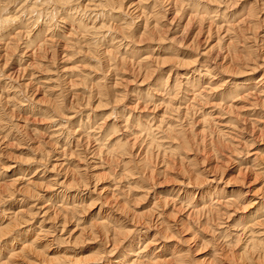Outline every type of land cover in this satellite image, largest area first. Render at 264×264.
<instances>
[{"label": "rangeland", "instance_id": "1", "mask_svg": "<svg viewBox=\"0 0 264 264\" xmlns=\"http://www.w3.org/2000/svg\"><path fill=\"white\" fill-rule=\"evenodd\" d=\"M24 1L0 0V264H264V0H112L91 46Z\"/></svg>", "mask_w": 264, "mask_h": 264}, {"label": "bare ground", "instance_id": "2", "mask_svg": "<svg viewBox=\"0 0 264 264\" xmlns=\"http://www.w3.org/2000/svg\"><path fill=\"white\" fill-rule=\"evenodd\" d=\"M7 1V0H6ZM72 0H26V1H24L23 2V6H25V8H21V9H28V8H31V10L29 11H27V13L31 16V15H33V16H35L36 17V19H40L41 20V24H43V22H47V20H49V21H51V20H53V18L57 15V14H55V13H57L58 12V10L59 9H63V8H68V11H69V9H73L74 10V12L75 13H78V12H80V13H84V15H85V17H87V19L88 20H90V28H88L89 26L87 25V27L85 28V31H83L86 35H89V36H91L90 38L92 39V42H90L89 44H90V46L91 45H96V41H95V39H98L97 37H98V35H102L101 37L102 38H105L106 36H107V33L109 34V30H108V28H109V26H106V24H104V21H105V19H103V12L104 11H106L107 9H106V7H109L111 4H112V0H89V2H90V4L92 3V5L91 6H88V7H90V8H88V7H86V4L84 5V6H82V5H80V4H76V6L75 7H73L72 8V6H69L70 5V2H71ZM141 1H145V0H139L138 2H136V3H138L137 5H135L136 7H135V9L136 8H139V5H140V3H141ZM149 1V0H148ZM185 1V0H184ZM186 1H191V0H186ZM185 1V2H186ZM2 2V1H1ZM27 2H31L30 3V7H29V5L28 4H26ZM85 2V1H84ZM114 2V1H113ZM154 2H157L156 0L154 1ZM7 3V2H6ZM131 3H133V2H131ZM25 4V5H24ZM87 4H88V2H87ZM89 4V5H90ZM154 4V3H153ZM186 4V3H185ZM184 4V5H185ZM118 5V4H117ZM125 5V4H124ZM161 5V4H160ZM159 5V6H160ZM197 5V4H196ZM254 5V4H253ZM22 6V7H23ZM141 6V5H140ZM155 6V5H154ZM186 6V5H185ZM129 7H131L130 5H129ZM134 7V6H133ZM194 7H197V6H194ZM193 7V8H194ZM143 8V7H142ZM200 8L201 7H199V10H200ZM1 9V8H0ZM20 9V10H21ZM114 9H116V11L118 12V10H122V7H121V5H118V6H116L115 5V8H114V5L112 6V8L109 10V11H113ZM2 10V9H1ZM0 10V12H2ZM197 10H198V7H197ZM24 12V10H21V12ZM108 11V10H107ZM140 11V10H139ZM194 11V10H193ZM218 11V10H217ZM258 11V10H257ZM26 12V11H25ZM24 12V13H25ZM64 12H65V9H64ZM127 11L125 10V13H126ZM195 12H197V11H195ZM214 12H216V11H214ZM58 13H61V11L60 12H58ZM66 14H68L67 12H65ZM124 13V14H125ZM141 13V12H140ZM205 13V12H204ZM244 13V12H243ZM21 14V13H20ZM23 14V13H22ZM109 14V15H108ZM107 15L108 16H110V12L108 13ZM144 14V13H143ZM24 15V14H23ZM77 15V14H76ZM82 15V14H81ZM145 15V14H144ZM192 15H194V14H192ZM2 16V15H1ZM61 16H62V14H61ZM69 16V15H68ZM79 16V15H78ZM106 16V15H105ZM124 16H127L126 14L124 15ZM156 16V15H155ZM53 17V18H52ZM82 17V16H81ZM131 17V16H130ZM132 17H133V15H132ZM2 17H0V19H1ZM15 18V17H14ZM78 18V17H77ZM84 18V17H83ZM109 18V17H108ZM134 18V17H133ZM192 18V17H191ZM55 19V18H54ZM70 19H72L71 17H70ZM120 19V18H119ZM124 19H125V17H124ZM129 19V18H128ZM13 19L12 18H10V17H5V18H3V19H1V22L2 23H8L7 25H9L10 27L11 26H13L11 23L13 22V23H15L14 21H12ZM33 20V19H32ZM74 21H75V19H73ZM100 20L101 21H103V22H100ZM122 20V19H121ZM37 21V20H36ZM35 21V22H36ZM43 21V22H42ZM54 21V20H53ZM77 21V20H76ZM123 21V20H122ZM38 22V21H37ZM96 22H100L99 24V26L98 27H96ZM2 23H0V25L2 24ZM50 23V22H49ZM45 24V23H44ZM47 24V23H46ZM77 24L79 25V23L77 22ZM80 24H81V22H80ZM191 24V23H190ZM36 25V24H35ZM132 25V23H131V19H130V22H124V24L122 25L121 24V27H120V30L118 31L119 32V38L121 39V40H119V41H117V42H119L120 43V41H124L125 40V38H126V36H127V33H128V30H129V27ZM3 26V25H2ZM6 26V25H5ZM9 26H7V27H9ZM44 26H46V25H44ZM15 27V26H14ZM79 27V26H78ZM141 27H142V25H141ZM2 28V27H1ZM143 28V27H142ZM4 29V28H3ZM131 29V28H130ZM1 30V29H0ZM2 31V30H1ZM0 31V32H1ZM81 31V30H80ZM112 32H110V34H111ZM207 33V32H206ZM109 34V35H110ZM117 34V33H116ZM38 36V34L36 35V37ZM116 36V35H115ZM117 36V37H118ZM117 37H114V36H111V38H110V41H114V40H117L118 38ZM197 37V36H196ZM194 38V37H193ZM91 39H90V41H91ZM151 40V39H150ZM29 43V42H28ZM31 44V43H30ZM88 44V45H89ZM121 45V44H120ZM129 45V44H128ZM94 50V49H93ZM155 52V51H154ZM108 53V52H107ZM108 54H110V53H108ZM196 62H198V61H196ZM203 63V62H202ZM199 64H200V62H199ZM198 64V65H199ZM202 65V64H201ZM200 65V66H201ZM204 65H205V63H204ZM207 66V65H206ZM199 67V66H198ZM197 67V68H198ZM202 67H204L203 65H202ZM208 67H209V65H208ZM193 70H192V72L194 73V75L196 74V75H198V77L199 76H201V77H203V76H210L209 75V71H206L207 69H206V67H205V69L206 70H204V71H202L201 70V72H204V74H201V72H200V68L197 70L195 67H191ZM149 71V70H148ZM147 72V71H146ZM211 72V71H210ZM186 74V73H185ZM227 74V73H226ZM180 75V74H179ZM196 75L193 77V79L196 77ZM188 76V75H187ZM193 76V75H192ZM177 77H178V74H177ZM183 77V76H182ZM212 77V76H211ZM177 79V78H176ZM195 79H197V78H195ZM211 79V78H210ZM181 80V79H180ZM261 80V79H260ZM169 81V80H168ZM178 81V80H177ZM199 81V80H198ZM253 81H255V80H253ZM179 82V81H178ZM193 82V81H192ZM226 82H228V81H226ZM252 82V81H251ZM257 82V81H256ZM180 83H181V81H180ZM186 83V82H185ZM199 83V82H198ZM200 83H201V81H200ZM255 83V82H254ZM232 84V83H231ZM253 84V83H252ZM256 84H258V83H255V85ZM176 85H177V83H176ZM175 85V86H176ZM196 85H197V83H196ZM228 85V84H227ZM254 85V86H255ZM174 86V87H175ZM184 86H185V84H184ZM177 87V86H176ZM180 87V86H179ZM195 87V86H194ZM233 87V86H232ZM184 88V87H183ZM235 88V87H234ZM245 88V87H244ZM255 88V87H254ZM148 89V88H147ZM189 89H191V88H189ZM176 90V89H175ZM237 90H240V88L239 89H237ZM192 91V90H191ZM195 91V90H194ZM235 91V90H234ZM183 92V91H182ZM189 92V91H188ZM193 92V91H192ZM200 92V91H199ZM246 92V91H245ZM248 92V91H247ZM185 93H187V92H185V90H184V94ZM231 93V92H230ZM235 93V92H234ZM93 94V93H92ZM200 94V93H199ZM240 94V93H239ZM238 94V95H239ZM197 95V94H196ZM195 95V96H196ZM233 95V94H232ZM237 95V94H236ZM99 96V95H98ZM234 96H232V98H233ZM237 97V96H236ZM187 98V97H186ZM185 98V99H186ZM191 98H192V96H191ZM264 98V97H263ZM182 99V98H181ZM184 99V98H183ZM189 99H190V97H189ZM188 99V100H189ZM207 99V98H206ZM222 100V99H221ZM184 101H182L180 104H182ZM188 102V101H187ZM227 103V102H226ZM250 105V104H249ZM254 105V104H253ZM233 107V106H232ZM178 108V107H177ZM229 108V107H228ZM172 109V108H171ZM176 109V108H175ZM251 109V108H250ZM226 111V110H225ZM57 114V113H56ZM241 115V114H240ZM244 115V114H243ZM227 117V116H226ZM166 119V118H165ZM174 119V118H173ZM151 120V119H150ZM158 121V120H157ZM156 121V122H157ZM165 121V120H164ZM163 121V122H164ZM175 121H176V119H175ZM148 121H146V123H147ZM153 123H154V121H153ZM150 124H152V122H150ZM165 124H166V122H165ZM164 124V125H165ZM232 124V123H231ZM145 125V127L148 125H146V124H144ZM167 125V124H166ZM178 125V124H177ZM168 127L170 126V125H167ZM172 126V125H171ZM148 127L150 128V125H148ZM153 127L154 128H152L153 130H155V131H157V132H159L158 134H160V129H162L161 127H162V122L160 121H158V123H157V125L155 124H153ZM148 128V129H149ZM178 128V127H177ZM181 128V127H180ZM264 129V128H263ZM147 130V129H146ZM163 130H164V128H163ZM162 130V131H163ZM169 130V129H168ZM61 131V130H60ZM150 132H152V131H150ZM69 133V132H68ZM161 134H162V132H161ZM152 135V134H151ZM147 136H148V134H147ZM157 137V136H156ZM157 140V139H156ZM158 142V141H157ZM126 144V143H125ZM162 146V145H161ZM124 151V150H123ZM82 156V155H81ZM54 175V174H53ZM59 177V176H58ZM54 181V180H53ZM57 181V180H56ZM52 183V182H51ZM58 183V182H57ZM56 183V184H57ZM59 183H61V182H59ZM59 185V184H58ZM73 189V188H72ZM31 190V189H30ZM83 193V192H82ZM254 195V194H253ZM240 197H241V195H239ZM74 197V196H73ZM81 199V198H80ZM211 199V198H210ZM209 199V200H210ZM231 200V199H230ZM229 202V201H228ZM77 204V203H76ZM198 211V210H197ZM60 226V225H59ZM6 227V226H5ZM42 231V230H41ZM42 235V234H41ZM53 236V235H52ZM164 237V236H163ZM172 237V236H171ZM40 240V239H39ZM42 241V240H41ZM72 246V245H71ZM72 249V248H71ZM189 250V249H188ZM134 253H135V251H134ZM138 253V252H137ZM15 254V253H14ZM40 256V255H39ZM176 259V258H175ZM66 261V260H65ZM36 262V261H35ZM37 262H38V260H37ZM118 262V261H117ZM33 263V262H32ZM39 263V262H38ZM61 264V262H57V264ZM48 264H53V263H51V262H48ZM97 264V263H96Z\"/></svg>", "mask_w": 264, "mask_h": 264}]
</instances>
